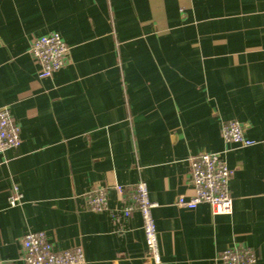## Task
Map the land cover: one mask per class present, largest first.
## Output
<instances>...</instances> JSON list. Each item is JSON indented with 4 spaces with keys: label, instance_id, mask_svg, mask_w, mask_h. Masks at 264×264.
I'll return each mask as SVG.
<instances>
[{
    "label": "crops",
    "instance_id": "0c3cea01",
    "mask_svg": "<svg viewBox=\"0 0 264 264\" xmlns=\"http://www.w3.org/2000/svg\"><path fill=\"white\" fill-rule=\"evenodd\" d=\"M59 33L66 66L41 78L31 42ZM22 143L0 155V264H25L43 232L87 264H154L138 212L90 211L85 195L144 181L161 264H223L235 245L264 264V0H0V109ZM237 121L255 142L226 143ZM218 154L233 171V212L190 199V159ZM20 196L12 206V198Z\"/></svg>",
    "mask_w": 264,
    "mask_h": 264
},
{
    "label": "built area",
    "instance_id": "2783aa9c",
    "mask_svg": "<svg viewBox=\"0 0 264 264\" xmlns=\"http://www.w3.org/2000/svg\"><path fill=\"white\" fill-rule=\"evenodd\" d=\"M70 48L63 37L52 32L34 39L30 45V55L39 65L40 77L47 79L61 71L67 64ZM222 137L226 143L243 147L255 144L245 136L243 126L233 121L222 128ZM22 143L21 128L8 108L0 109V155L10 149L18 148ZM190 179L195 195L186 199L180 197L178 207L194 210L201 204L210 205L218 214L230 215L233 212V199L230 195V182L233 171L218 154L200 153L190 159ZM111 189L116 193L120 208L109 206V189L97 187L85 195L86 206L90 211L109 213L117 220L127 221L138 212L143 221V231L148 249V257L154 264H161L158 234L153 217L156 208L149 195L146 182L141 181L132 187L114 184ZM21 197L11 199L10 204H19ZM23 260L25 264H87L81 249L55 251L43 232L28 233L22 240ZM219 260L223 264H256L254 252L244 246L235 245L222 252Z\"/></svg>",
    "mask_w": 264,
    "mask_h": 264
}]
</instances>
